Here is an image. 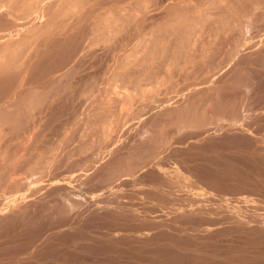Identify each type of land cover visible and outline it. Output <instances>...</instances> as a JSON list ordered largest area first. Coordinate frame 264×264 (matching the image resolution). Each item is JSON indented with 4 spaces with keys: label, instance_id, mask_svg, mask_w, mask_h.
I'll use <instances>...</instances> for the list:
<instances>
[{
    "label": "rangeland",
    "instance_id": "obj_1",
    "mask_svg": "<svg viewBox=\"0 0 264 264\" xmlns=\"http://www.w3.org/2000/svg\"><path fill=\"white\" fill-rule=\"evenodd\" d=\"M0 66V264H264V0H0Z\"/></svg>",
    "mask_w": 264,
    "mask_h": 264
},
{
    "label": "bare ground",
    "instance_id": "obj_2",
    "mask_svg": "<svg viewBox=\"0 0 264 264\" xmlns=\"http://www.w3.org/2000/svg\"><path fill=\"white\" fill-rule=\"evenodd\" d=\"M252 16V15H251ZM246 19V18H245ZM229 26V25H228ZM231 26V25H230ZM233 27H234V25H233ZM235 27H236V25H235ZM234 27V28H235ZM227 28V27H226ZM237 28V27H236ZM185 29V28H184ZM186 29H188V28H186ZM190 30V29H189ZM189 30H188V32H189ZM184 31V30H183ZM185 32V31H184ZM185 33H183V35H184ZM192 34V33H191ZM199 35V34H198ZM238 35V34H237ZM187 36V35H186ZM196 36V35H195ZM185 37V36H184ZM189 37V36H188ZM193 38V37H192ZM145 39V38H144ZM143 39V40H144ZM201 39V38H200ZM180 40H181V38H180ZM197 39H195V41H196ZM145 41V40H144ZM182 41H184V39L182 40ZM200 41V40H199ZM178 42V41H177ZM184 42H187V41H184ZM191 42H192V39H191ZM143 43V42H142ZM178 44V43H177ZM186 44V43H185ZM193 44V43H192ZM198 44V43H197ZM143 45H144V43H143ZM187 46H186V49H187V47H188V44H186ZM142 46V45H141ZM195 46H196V44H195ZM179 48H181V47H179ZM178 48V49H179ZM192 48V47H191ZM197 49V48H196ZM180 50V49H179ZM195 50V49H194ZM194 50H191L192 52H194ZM178 51V50H177ZM128 52V51H127ZM130 52V51H129ZM126 53L127 54V56H128V59H131V57L129 58V54H131L132 52H133V54H134V50L131 52V53ZM136 52V51H135ZM184 52V51H183ZM197 52V51H196ZM200 52V51H199ZM186 53V52H185ZM185 53H184V55H185ZM250 53H251V51H250ZM191 54V53H190ZM189 54V55H190ZM197 54V53H196ZM206 54V53H205ZM132 55V54H131ZM192 55H194V54H192ZM238 55V54H237ZM126 56V55H125ZM169 56V55H168ZM195 56V55H194ZM186 57V56H185ZM185 57H181V58H185ZM189 57H193V56H189ZM127 58V57H126ZM164 58V57H163ZM169 58H171V57H169ZM196 58V57H195ZM124 59V58H123ZM166 60H169V59H167V58H165ZM172 59V58H171ZM174 59V58H173ZM178 59V58H177ZM191 59V58H190ZM189 59V60H190ZM127 59H125L124 61H126ZM186 60H187V58H186ZM132 61V59L129 61V62H131ZM182 61V60H181ZM184 62V61H183ZM170 63V62H169ZM172 63V62H171ZM127 63L125 62V65H126ZM163 64L165 65V60H164V62H163ZM121 65H122V63H121ZM123 65H124V62H123ZM229 65H231V64H229ZM1 68V70L3 69V68H5L4 66L2 67V66H0ZM164 67H166V66H164ZM170 67H171V65H170ZM184 67V66H183ZM185 68V67H184ZM5 69H7V68H5ZM166 69H168V68H166ZM4 70V69H3ZM156 70V69H155ZM186 70V69H185ZM3 72V71H2ZM5 73L7 72V70L6 71H4ZM160 72V71H159ZM159 72H157V73H159ZM222 72V71H221ZM154 73V72H153ZM152 73V74H153ZM160 74V73H159ZM4 75V74H3ZM161 75V74H160ZM223 75V74H222ZM152 76V75H151ZM151 76H149L150 78H151ZM219 76H221V75H219ZM149 77H147L149 80H150V78ZM153 77V76H152ZM160 77V76H159ZM159 77H158V79H159ZM145 78V77H144ZM146 79V78H145ZM153 79H155L154 77H153ZM217 79V78H216ZM149 80H147V81H149ZM157 80V79H156ZM164 82V81H163ZM219 82V81H218ZM153 84V83H152ZM157 84V83H156ZM155 84V85H156ZM142 85H143V81H142ZM141 85V86H142ZM136 86V85H135ZM148 86V85H147ZM137 87V86H136ZM155 87H157V86H155ZM145 88H147V87H145ZM154 89V88H153ZM138 91V90H137ZM148 91V90H147ZM145 92V91H144ZM156 92V91H155ZM184 106V105H183ZM110 107V106H109ZM190 107V106H189ZM189 107H187V108H189ZM187 108H185V109H187ZM115 109H117V108H115ZM119 109V108H118ZM183 109V108H182ZM178 110V109H177ZM121 111H122V109H121ZM108 111L106 110V113H107ZM119 112V111H118ZM117 113V112H116ZM122 113V112H121ZM122 114H124V113H122ZM122 114H121V116H122ZM159 114V113H158ZM155 115V114H154ZM0 136H1V134H0ZM216 139V138H215ZM1 152V151H0ZM1 156H2V154H1ZM1 159V158H0ZM72 202V201H71ZM73 202H75V201H73ZM72 202V203H73ZM71 203V204H72ZM79 203V202H78ZM80 204V203H79ZM77 205V204H76ZM88 208V207H87ZM4 217V216H3Z\"/></svg>",
    "mask_w": 264,
    "mask_h": 264
}]
</instances>
